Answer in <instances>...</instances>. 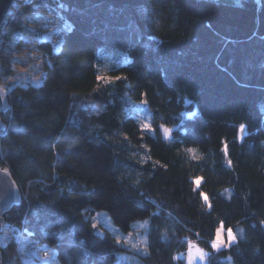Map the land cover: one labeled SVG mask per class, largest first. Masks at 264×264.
<instances>
[{"label":"trees","instance_id":"obj_1","mask_svg":"<svg viewBox=\"0 0 264 264\" xmlns=\"http://www.w3.org/2000/svg\"><path fill=\"white\" fill-rule=\"evenodd\" d=\"M59 1L72 27L58 51L40 43L41 85L10 86L0 114L1 164L22 193L4 216L3 264H23L17 234L61 264H116L137 230L142 264H187L190 244L208 264H264V0ZM55 6L16 0L2 79L14 37L40 38L27 18ZM102 212L116 234L99 231ZM221 222L237 241L216 250Z\"/></svg>","mask_w":264,"mask_h":264},{"label":"rangeland","instance_id":"obj_2","mask_svg":"<svg viewBox=\"0 0 264 264\" xmlns=\"http://www.w3.org/2000/svg\"><path fill=\"white\" fill-rule=\"evenodd\" d=\"M55 2L56 6L53 9L32 14L26 20V25L40 35L39 39H26L21 34H17L14 37L12 44L17 50L13 65L14 75L12 78L6 80L0 77V86L4 91H8V88L14 85L23 87L28 85H41L46 74V69L50 65V60L48 53L39 47L40 43L45 42L51 44L53 50L58 51L62 45L66 32L72 27L71 21L67 20L62 15L60 1L55 0ZM5 130L6 127L2 130V133H4ZM164 137L169 139L171 135L167 134L164 135ZM199 180L200 186L202 180ZM95 221L101 233H117V229L112 224L107 214L103 212L98 213ZM145 226L144 223L138 225L141 229ZM232 231L235 236V241L233 243H235L237 241V236L235 231ZM13 233L14 232L4 224L0 228V244L6 245L12 238ZM17 236L19 239V252L23 264H61L53 249L39 245L30 237H23L18 234ZM120 239H123L124 246L127 247L129 251L121 254L116 264H142L139 256L146 252L145 235L137 230L134 234L120 236ZM223 248L225 247H221L218 250ZM208 256L209 254L205 250L193 244H190L186 253L180 255V257L186 260L187 264H208Z\"/></svg>","mask_w":264,"mask_h":264},{"label":"water","instance_id":"obj_3","mask_svg":"<svg viewBox=\"0 0 264 264\" xmlns=\"http://www.w3.org/2000/svg\"><path fill=\"white\" fill-rule=\"evenodd\" d=\"M15 0H0V29L4 24L7 16L14 6ZM1 71V67H0ZM9 92L4 91L0 86V114L8 113L11 105L8 98ZM5 123L0 117V141L3 136L2 130L5 129ZM21 190L12 176L9 168H5L1 164V148H0V228L5 224V214L11 211L14 206L21 203ZM0 264H3V254L0 248Z\"/></svg>","mask_w":264,"mask_h":264},{"label":"snow or ice","instance_id":"obj_4","mask_svg":"<svg viewBox=\"0 0 264 264\" xmlns=\"http://www.w3.org/2000/svg\"><path fill=\"white\" fill-rule=\"evenodd\" d=\"M145 103H146V101H145ZM143 127L147 130H150V131L153 130V129H151V126L147 125V124L143 125ZM245 128H246V126L244 124H241L239 126V129L237 132V139H241V140L243 139L244 133H245ZM163 131H164L165 135H167V134H169L170 129L164 128ZM224 152H225V155H227V152H228L227 145H225ZM228 164L231 165L230 160L228 161ZM196 184H197V186H199V184H200L199 179L196 180ZM200 195L203 197V199L205 201H208L209 198L205 193L201 192ZM234 241H235V236L233 234L232 229L231 228L225 229L223 222H221L220 226L216 229V235H215V239L212 242V247L214 249H217V250L221 247H230Z\"/></svg>","mask_w":264,"mask_h":264}]
</instances>
